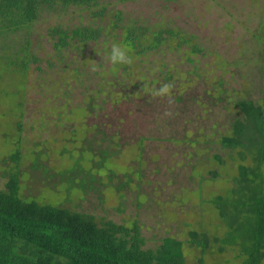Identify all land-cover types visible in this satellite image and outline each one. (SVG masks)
I'll use <instances>...</instances> for the list:
<instances>
[{"label":"rangeland","instance_id":"obj_1","mask_svg":"<svg viewBox=\"0 0 264 264\" xmlns=\"http://www.w3.org/2000/svg\"><path fill=\"white\" fill-rule=\"evenodd\" d=\"M107 7L104 25L119 10L120 25L179 30L202 52L187 56L175 39L113 65L107 53L120 41L119 28L98 44L54 52L47 29L79 22L86 12L73 7L34 25L29 50L36 61L26 73L1 41L0 189L18 150L22 199L91 214L98 223H136L145 248L158 249L165 237L181 240L185 264H243L236 249L219 251L210 240L203 253L187 240L191 231L224 235L211 200L229 195L239 156L221 139L242 115L237 103L264 96V0H125Z\"/></svg>","mask_w":264,"mask_h":264},{"label":"trees","instance_id":"obj_2","mask_svg":"<svg viewBox=\"0 0 264 264\" xmlns=\"http://www.w3.org/2000/svg\"><path fill=\"white\" fill-rule=\"evenodd\" d=\"M123 1L0 0V42L7 43L2 52L9 49L12 64L26 73L31 60L36 61L29 50L34 25L44 14L62 13L72 7L86 12L87 20L84 22L83 16L71 26L49 27L47 37L54 52L83 48L90 42L98 44L103 36H109V29L113 32L117 28L119 42L131 46L132 58L155 51L164 43L169 45L175 39L187 56L202 52L193 42V35L179 30L150 32L135 23L120 25L119 10H112L113 19L104 25L107 6ZM22 31L26 38H15ZM262 91L264 94V68ZM237 104L242 115L233 119L230 133L221 139L224 147L237 150V176L226 198L217 196L211 200L225 223L224 235L210 239L204 233L191 231L187 243L204 253L211 240L219 245V251L236 249L243 264H264V96L261 103L246 99ZM20 158L18 150L10 155L15 166L8 172L5 188L0 189V264H185L181 240L165 237L158 249L145 248L136 223L130 227L112 221L98 223L91 214L22 199L18 183ZM246 158H250L249 164L245 163ZM78 183L81 189L87 187L83 178ZM72 184L71 179L68 190Z\"/></svg>","mask_w":264,"mask_h":264},{"label":"clouds","instance_id":"obj_3","mask_svg":"<svg viewBox=\"0 0 264 264\" xmlns=\"http://www.w3.org/2000/svg\"><path fill=\"white\" fill-rule=\"evenodd\" d=\"M130 51H131V46L129 44H125L118 41L113 42L107 53V58L113 65L130 63L132 60ZM168 87L169 85H164L160 89V91L164 92L167 90Z\"/></svg>","mask_w":264,"mask_h":264}]
</instances>
